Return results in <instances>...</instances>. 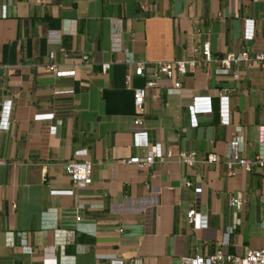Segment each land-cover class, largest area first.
Listing matches in <instances>:
<instances>
[{
    "label": "crops",
    "instance_id": "obj_1",
    "mask_svg": "<svg viewBox=\"0 0 264 264\" xmlns=\"http://www.w3.org/2000/svg\"><path fill=\"white\" fill-rule=\"evenodd\" d=\"M1 6L8 16L0 19V264H181L182 256L208 255L224 243L230 254L264 246V166L229 176L225 165L233 137L243 158L264 157V70L241 64L235 81L218 63L247 46L264 50V0ZM249 29L252 41L245 40ZM206 43L213 62L189 69L180 89L159 79L146 90L142 112L135 110L133 91L151 79L148 68L200 61L190 49ZM138 64L143 77L134 76ZM48 65L73 76L55 78ZM137 118L143 132L133 131ZM146 143L172 158L147 169L124 162L143 156ZM180 152H194L197 161H178ZM76 153L91 161L84 188L64 171ZM208 154L219 161L206 163ZM236 193L238 209L229 205ZM192 208L198 225L186 218ZM63 230L72 239L59 245Z\"/></svg>",
    "mask_w": 264,
    "mask_h": 264
},
{
    "label": "built area",
    "instance_id": "obj_2",
    "mask_svg": "<svg viewBox=\"0 0 264 264\" xmlns=\"http://www.w3.org/2000/svg\"><path fill=\"white\" fill-rule=\"evenodd\" d=\"M36 5H43L45 0H33ZM7 10L5 6L0 7V19L7 18ZM246 41H252L253 35L251 30L247 31ZM194 54L201 55V60L196 61L194 59L189 60H177L171 62H157L154 63L149 69L151 74V79L146 81L143 88L135 89L133 91V102L134 107L137 112H142L144 106V98L146 90L155 88L157 86V81L161 78L168 79L173 82L174 89H180L182 87V81L187 76L189 69H196L202 65H208L213 62L211 51L209 45L206 43L202 46L200 50L190 49V56ZM85 60V57L82 58ZM223 73L232 72V77L236 81L239 79V75L236 68L244 64L248 69H252L254 65L264 70V50L255 52L251 50L250 47H245L242 51L238 53H230L225 57L218 60ZM109 68L108 63H103L100 66L101 74H105ZM47 71L53 75L55 78L60 77H71L73 76V71L61 72L57 71L54 65H48L46 67ZM234 69V70H233ZM146 67L144 64H138L134 70V76L143 77ZM127 84L131 81V75L126 76ZM218 98L221 101V114L226 124L228 115V93L225 90L218 92ZM49 117L52 115H48ZM194 125L196 123L194 122ZM145 130L144 123L141 118H137L133 122V131L135 133L143 132ZM261 138L259 143L264 144V126L262 127ZM241 143L237 137H233L228 144L229 154L228 158L225 160V165L227 169V174L232 176L237 170L241 169L244 171H251L254 167L264 166V157L261 155H256L251 159H245L240 154ZM145 153L143 156H133L127 160L125 163L133 164L139 169H147L151 167L156 161L163 162L165 159H171L172 154L167 152L164 156L162 155L159 145L146 143L143 147ZM74 159H69L64 163V171L71 179L72 183L76 188H84L91 184V161L87 158L84 153H76L73 155ZM178 161L184 164H193L197 161V156L194 152L186 153L180 152L177 157ZM204 161L206 163H217L219 161L217 155L208 154ZM2 161L0 160V163ZM187 186H191L190 182H186ZM197 188V194H200V184H193ZM260 201L264 204V193H258ZM243 200L240 198L239 194H232L229 198V205L235 208H240ZM201 214L196 210V208L190 209L186 218L190 223L198 225V219ZM233 228L227 227L225 230V236L232 233ZM62 237L59 238V245L68 243L72 239V231L63 230ZM227 244L224 243L222 247L217 249L215 252L203 255L196 253L192 256H182L180 258L181 264H264V246L259 249H247L243 254H230L226 249ZM25 249L28 251L29 248ZM129 264H137L134 259Z\"/></svg>",
    "mask_w": 264,
    "mask_h": 264
},
{
    "label": "water",
    "instance_id": "obj_3",
    "mask_svg": "<svg viewBox=\"0 0 264 264\" xmlns=\"http://www.w3.org/2000/svg\"><path fill=\"white\" fill-rule=\"evenodd\" d=\"M262 225H263V227H264V221H263V224H262Z\"/></svg>",
    "mask_w": 264,
    "mask_h": 264
}]
</instances>
